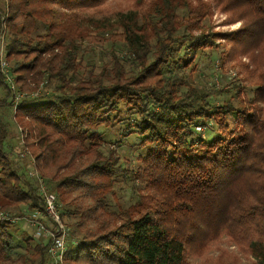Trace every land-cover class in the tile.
<instances>
[{"label":"trees","instance_id":"trees-1","mask_svg":"<svg viewBox=\"0 0 264 264\" xmlns=\"http://www.w3.org/2000/svg\"><path fill=\"white\" fill-rule=\"evenodd\" d=\"M0 2V110L22 147L0 119V264H49L20 221L44 214L38 179L63 264H264V0ZM119 176L141 180L126 207Z\"/></svg>","mask_w":264,"mask_h":264},{"label":"rangeland","instance_id":"rangeland-1","mask_svg":"<svg viewBox=\"0 0 264 264\" xmlns=\"http://www.w3.org/2000/svg\"><path fill=\"white\" fill-rule=\"evenodd\" d=\"M0 6H2L1 2H0ZM225 18V16L223 14H215L212 17V20H210L211 25H214L215 29H234L237 28L239 23L230 25V26H221L220 22L223 21ZM3 49V35H0V57H1V51ZM85 65V63L83 64V66ZM218 69H220L219 64L217 63ZM0 68L1 71L6 72L7 74V69L2 68L1 63H0ZM236 69H232L230 67V65H225V67L223 68L222 72L219 71L217 78L215 79L214 83L216 84H220L221 80L222 83L225 84V78L228 79V77H232L233 73H235ZM81 74H83L81 72ZM198 75H202L201 80L205 81L206 83H210L209 79H206V77H203V74H198ZM80 76V74H79ZM196 79V78H195ZM212 79V78H211ZM9 108V107H8ZM4 108L2 111L0 110V119L1 121L9 128L10 133L9 134V139H10V143L9 145L11 146L12 151L17 152V153H21L22 152V147L19 144L20 142H18L19 139V134L20 131L19 129L16 127V125L13 124L12 122V114H11V108ZM7 124H6V123ZM132 125V122H130ZM119 127L118 125H116L114 128L110 129V130H103V128H100L101 132H105V134H107V138H111L114 141V138H116V134L115 131L116 128ZM109 133V134H108ZM129 140V139H128ZM110 143V142H107ZM132 142H126V144H120L118 147L115 145H111V147H116L119 154L121 155L122 159H123V167L125 169H131V170H135L136 166L138 165V159L137 156L140 152L139 150V144H131ZM125 161H128L129 164L125 163ZM29 173L31 174V172L29 171ZM32 175V174H31ZM119 182L116 184L115 186V194L110 196V202L112 204V206L117 207L118 204L126 207L128 206L130 203L134 202L137 200L138 196L141 194L140 191L138 190L137 186H139L141 184V180L140 178H135V179H129V180H122L123 178L121 176L118 177ZM45 184V183H44ZM46 186V185H45ZM132 187V190L130 191L128 188ZM37 217H40L41 219H43L44 221H47L46 223H42L43 227L45 229H47L48 231H51L54 226L55 223L52 222V220L48 217V215L45 213V215H36V214H30L28 217H26L25 219H20V221H24L27 222V225L24 226V231L26 233L32 234L35 237L36 234V229H37V222L39 221H34L33 219H36ZM73 220H69V222H72ZM49 237V233L47 232H41L40 235L37 237L36 239H42V240H48L47 238Z\"/></svg>","mask_w":264,"mask_h":264},{"label":"built area","instance_id":"built-area-1","mask_svg":"<svg viewBox=\"0 0 264 264\" xmlns=\"http://www.w3.org/2000/svg\"><path fill=\"white\" fill-rule=\"evenodd\" d=\"M2 68H5V64L1 62ZM39 181V192L45 202V211L48 217L55 223L54 228L51 231L45 229L41 222H37L36 219H33L37 222L36 226V234L35 236H39L41 232L49 233L50 237V245L48 247L47 253L49 257V264H63L64 255L66 252V244H67V236L68 230L66 227L61 223L60 216L58 213V209L56 207V197L53 193L49 192L46 189L45 184L42 182L41 179ZM36 215H40V212H35ZM41 214V215H44ZM4 217V214L0 213V219ZM15 221L17 218H14ZM27 225V222H25Z\"/></svg>","mask_w":264,"mask_h":264}]
</instances>
